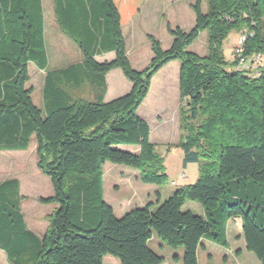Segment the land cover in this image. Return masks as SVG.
Returning a JSON list of instances; mask_svg holds the SVG:
<instances>
[{
  "label": "trees",
  "instance_id": "1",
  "mask_svg": "<svg viewBox=\"0 0 264 264\" xmlns=\"http://www.w3.org/2000/svg\"><path fill=\"white\" fill-rule=\"evenodd\" d=\"M52 1L60 30L84 56L60 70L48 69L43 0H0V150H27L35 140L37 166L54 189L40 201L57 205L39 237L21 210L19 180L0 182V248L10 263L104 264L112 255L120 264H163L165 257L150 247L156 235L184 248L183 264H199L203 239L229 247L228 222L241 218L246 248L264 264V65L237 69L224 51L233 31L246 32L245 55L264 56V0H208L207 11L196 0L193 28L168 24V49L148 35L153 56L142 70L131 64L123 26L145 0ZM204 31L208 53L201 56L188 48ZM106 52H115L114 59L96 60ZM177 60L178 146L185 166L199 164V176L178 185L156 209L150 202L118 217L104 197L107 162L138 170L144 184L169 180L138 109L154 76ZM30 62L46 72L43 108L27 84ZM114 69L133 86L105 101L106 75ZM86 83L94 100L68 90ZM189 201L200 203L205 215L185 210Z\"/></svg>",
  "mask_w": 264,
  "mask_h": 264
},
{
  "label": "rangeland",
  "instance_id": "2",
  "mask_svg": "<svg viewBox=\"0 0 264 264\" xmlns=\"http://www.w3.org/2000/svg\"><path fill=\"white\" fill-rule=\"evenodd\" d=\"M196 0H145L140 14H138V23L134 38L128 39L130 44V61L132 66L137 70L144 69L150 62L153 52L148 35L152 34L157 37L163 48L168 49L173 41V37L168 32V24L172 27L179 25L185 30H190L195 25V12L192 4ZM51 0H44L45 17H46V44L49 57V70L60 68L57 65L64 60V67L68 62L76 61L81 58V51L77 44L67 35L61 32L55 21L53 7H49ZM203 9L207 11L208 0H203ZM190 20L193 23L190 25ZM54 28L56 32L53 34ZM60 36L61 40L54 38ZM237 40V32L233 31L225 44V56L227 60H233L234 42ZM190 51L205 56L208 53V33L204 31L200 37L189 46ZM179 69L180 61H172L162 68L153 78L150 91L138 109V114L147 120L152 128V140L156 143L157 150L164 157L167 174L169 180L161 185L162 193L165 194L168 189L174 187L173 180L178 179L181 173H186L191 177V181L179 182L178 184L193 183L199 176V164L189 163L186 168L183 161V150L178 146L180 141V90H179ZM30 80L28 87L33 88V100L39 107H44L43 86L45 79V71L39 69L35 63H29ZM125 80V85L123 84ZM111 87L113 91L110 96H119L117 94L124 93L129 90L132 83L123 74L122 70L111 74ZM124 87V88H123ZM69 92L77 98H85L94 100L96 92L89 84H84L79 88H69ZM138 151V148H130ZM107 186L105 190L106 200L110 202L116 211V215L121 217L124 213L121 205L123 200L130 197L133 190L128 185L120 184L118 188H113V179H117V173L130 172L133 168L125 165L107 162L103 167ZM8 177H18L21 183L23 194V211L27 220V224L31 230L39 236H43L48 229V216L57 207L56 204H46L40 201L42 197H49L54 194L53 185L50 177L43 174L37 166L36 141L33 140L31 146L27 150H0V181ZM141 185L144 184L141 181ZM169 197H164V202ZM161 202V203H162ZM197 205H201L198 202ZM137 204V200L130 198L125 202V207L133 208ZM159 205H154L156 209ZM196 212V211H193ZM236 233V232H235ZM230 233L229 245L235 250H243L236 257L228 255L225 259V252H219L223 246L209 247L208 251L200 250L199 264H262L254 252L249 251L246 247H242L238 241L241 235ZM160 239L158 236H156ZM161 243L162 240L160 239ZM245 243V242H244ZM164 244V243H163ZM166 249H160L158 245H154L153 241L150 245L152 249L159 254L170 259L172 264H183L184 248L170 247L164 244ZM217 247V248H215ZM219 247V248H218ZM209 254L214 257L210 258ZM180 257V260L179 258ZM110 259L119 260L107 255L104 257V264H108ZM7 264V263H6Z\"/></svg>",
  "mask_w": 264,
  "mask_h": 264
},
{
  "label": "crops",
  "instance_id": "3",
  "mask_svg": "<svg viewBox=\"0 0 264 264\" xmlns=\"http://www.w3.org/2000/svg\"><path fill=\"white\" fill-rule=\"evenodd\" d=\"M51 5L53 7V13H54V5H53V1L52 0L49 3V7ZM43 6H44V14H45V4H44V0H43ZM142 9H144L143 6H142ZM142 9H141V11L139 13H136L135 15H133V17L131 18V20L129 21V23H127V24H125L123 26V33H124V36H125V39H126L127 53H128L129 58H130V51L131 50H130V44H129L128 39H130V37L131 38H134L135 31H136V26H137V23H138V19H137L138 18V14H140L141 12H143ZM54 17H55V15H54ZM55 21H56V18H55ZM190 22H191L190 23V25H191L193 23V20H190ZM56 23H57V21H56ZM45 25H46V17H45ZM180 27L182 28V26H180ZM55 32H56V29L54 28L52 36L54 35ZM54 38H56L57 40H61L62 41V39H61L60 36H56L55 35ZM45 39H46V28H45ZM46 46H47V44H46ZM233 46H234V44H233ZM78 48H79V46H78ZM81 55L82 56H81L80 59H78L76 61L68 62L67 63V66H65V67L63 66L64 63H65V61L64 60L59 61L57 63V65L62 66V67L56 68V69H52V70L64 69V68H67L71 64L83 62L84 56H83L82 52H81ZM114 57H115V52H106V53L97 55L95 58H96V60H98L100 62H103V61H110V60L114 59ZM48 69H49V65H48ZM119 70H121V69H119ZM113 72H118V69H114V70L110 71L106 75V87H107V89H106L105 96H104V100L105 101H110V100H113V99H115L117 97L122 96L121 94H117L119 96H110L111 93H112V91H113V89H114L110 85V83H111V74ZM179 72H180V69H179ZM45 75H46V72H45ZM44 84H45V79H44ZM123 84L125 85V80H123ZM132 86H133V84L131 85V87H130L129 90L128 89L127 90H124L125 92L122 93V94L124 95V94L128 93L131 90ZM43 93H44V86H43ZM43 99H44V94H43ZM44 105H45V101H44ZM151 140H152V131H151ZM16 151H18V150H16ZM188 166L189 165L187 164L185 167L187 168ZM10 178H17L19 180V182H21L18 177H8V178H5V179L1 180L0 182H3V181H5L7 179H10ZM188 178H189L188 181H191V177L188 176ZM113 180L115 181V182H113L114 183L113 186H112L113 188H118L117 186H120V184H124V185H128V187L133 190V192L130 195V197H128V198H126L125 200L122 201V203L125 205V202L127 200H129L130 198H134L135 200H137V204L135 206H133V207H136V206H144V205H146V204H148L150 202L155 203L157 205L158 204V201H162L164 199V197L171 196L173 194V192L175 191L176 187L178 185H180V184L174 185L173 188L168 189L166 191V193L163 194L162 193V188L160 186H157V185H150V186H148V185H141L139 183L140 182V173H139L138 170H135V169H133L130 172H120V173H117V179H113ZM103 181H104V197H105V200H106L105 190H106V186H107V181H106V176H105L104 171H103ZM179 182L184 183L186 181H179ZM20 190H21V183H20ZM20 193L23 196L22 191ZM50 196H52V195H50ZM23 202H21V210H22V212L24 214V211H23ZM108 203L111 204L110 202H108ZM124 205H121L122 206V209H124V213L127 212V211H129L130 209H132L130 207L126 208ZM112 207L114 208V211H115V207L113 205H112ZM184 209L185 210L196 211L195 213H197V214L205 215V210H204L203 206L202 205H197V203L192 202V201L187 202L184 205ZM115 213H116V211H115ZM24 216H25V214H24ZM25 220H26V217H25ZM26 223H27V220H26ZM27 226H28V224H27ZM28 228H29V226H28ZM242 228L243 227H242V219L241 218H233V219H231L228 222V240H229V243H230V233H235L236 232L235 234L241 235L240 238H239L238 243L242 247H246V243H244L245 242V239H244V236H243ZM31 231L34 232L33 230H31ZM35 234L38 235L37 233H35ZM39 237H41V236H39ZM152 241H153L154 245H158V247L160 249H163V250L166 249L165 245L163 243H161L160 239H158L156 237V235H154L153 238L151 239L150 245H151ZM202 243H203V247L202 248H199L198 258H199L200 250L201 249L203 251H208L209 250V247H212V246H214L213 244H216V243H214V242H212V241H210L208 239H203ZM218 246H221V245H218ZM215 248H217V247H215ZM218 250H219V252H221V254H222V252H225V259L228 258V255H233L234 257H236L237 255H239V253H242L243 252L242 249L241 250H239V249L238 250H235L230 245H229V247H224V251H223V249H218ZM209 257L210 258L211 257L213 258L214 255L213 254H209ZM178 258L180 260V257H178ZM6 263L7 264H11L10 261H9V259H8V256H7L6 252L0 248V264H6ZM108 264H119V263L115 259H110V261H109ZM163 264H172V261H170V259H168V260L165 259V262Z\"/></svg>",
  "mask_w": 264,
  "mask_h": 264
},
{
  "label": "built area",
  "instance_id": "4",
  "mask_svg": "<svg viewBox=\"0 0 264 264\" xmlns=\"http://www.w3.org/2000/svg\"><path fill=\"white\" fill-rule=\"evenodd\" d=\"M247 39V33L243 32L237 36V40L234 44L233 57L237 61V69L254 67L257 71H259L260 67L264 65V56L258 53L255 56L247 57L245 55V42ZM189 178L186 173H181L178 176V179L173 180L172 183L177 185L179 181H188Z\"/></svg>",
  "mask_w": 264,
  "mask_h": 264
}]
</instances>
